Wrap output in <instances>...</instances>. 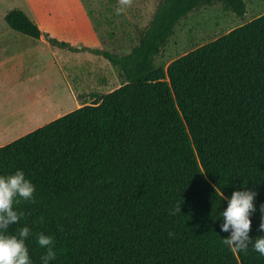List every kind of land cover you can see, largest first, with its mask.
<instances>
[{
  "label": "trees",
  "instance_id": "16d2710c",
  "mask_svg": "<svg viewBox=\"0 0 264 264\" xmlns=\"http://www.w3.org/2000/svg\"><path fill=\"white\" fill-rule=\"evenodd\" d=\"M214 3L246 13L243 0H160L129 52L91 50L120 68L121 85L0 147V174L22 169L35 185L6 230L30 228L33 264L40 232L53 237L52 264H264L222 243L219 216L222 192L243 183L256 192L249 236L261 234L264 13L155 63L176 25ZM4 21L41 33L21 9Z\"/></svg>",
  "mask_w": 264,
  "mask_h": 264
},
{
  "label": "rangeland",
  "instance_id": "374dc122",
  "mask_svg": "<svg viewBox=\"0 0 264 264\" xmlns=\"http://www.w3.org/2000/svg\"><path fill=\"white\" fill-rule=\"evenodd\" d=\"M159 1L128 0L126 5H121L120 0H0V14L21 9L42 30H57L82 38H66L70 44L66 46L50 43L59 57L60 68L54 66L52 74L44 77H52V92L59 98L58 113L63 115L75 109L79 95L92 103L123 83L120 68L91 50L129 52ZM243 1L246 13L242 17L225 10L221 3L201 6L189 13L176 25L155 63L166 66L191 49L264 13V0ZM117 8L122 10L117 12ZM22 36L31 42L35 40Z\"/></svg>",
  "mask_w": 264,
  "mask_h": 264
},
{
  "label": "crops",
  "instance_id": "0c3cea01",
  "mask_svg": "<svg viewBox=\"0 0 264 264\" xmlns=\"http://www.w3.org/2000/svg\"><path fill=\"white\" fill-rule=\"evenodd\" d=\"M5 14H0V147L62 116L59 98L52 92V77H44L52 74L54 66L60 68L47 38L67 43L66 38L79 37L39 28V37L31 42L6 24ZM81 96L75 109L87 103Z\"/></svg>",
  "mask_w": 264,
  "mask_h": 264
},
{
  "label": "clouds",
  "instance_id": "9594fccd",
  "mask_svg": "<svg viewBox=\"0 0 264 264\" xmlns=\"http://www.w3.org/2000/svg\"><path fill=\"white\" fill-rule=\"evenodd\" d=\"M128 0H120L121 5H126ZM122 8H117L120 12ZM244 184L234 187L230 194L222 192L221 200L227 201L226 206L219 211L222 218L220 232L227 233L222 243L234 251L246 250L249 247L264 257V203L259 206L260 233L253 239L249 236L250 216L256 211L254 198L256 192ZM35 193V185L28 179L22 169H16L9 174H0V264H33L29 255L26 239L30 235V228L22 226L15 233L6 230L18 223L24 215L14 207L17 198L30 200ZM175 209L172 214H175ZM180 211V209H179ZM171 234V233H170ZM38 245L45 249L41 255V264H52L56 252L53 247V237L40 232L36 235Z\"/></svg>",
  "mask_w": 264,
  "mask_h": 264
}]
</instances>
